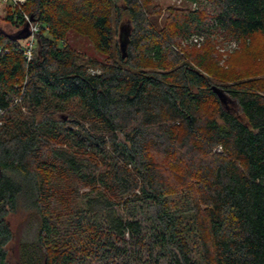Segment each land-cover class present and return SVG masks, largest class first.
I'll list each match as a JSON object with an SVG mask.
<instances>
[{
  "label": "trees",
  "instance_id": "trees-1",
  "mask_svg": "<svg viewBox=\"0 0 264 264\" xmlns=\"http://www.w3.org/2000/svg\"><path fill=\"white\" fill-rule=\"evenodd\" d=\"M189 1L200 7L163 24L143 0H26L8 13L39 29L31 59L24 37L0 30V264H12L19 208L15 264H123L119 242L147 248L150 264H264V75L229 78L210 51L178 47L264 37V0H206L209 14ZM122 11L125 58L111 17ZM71 31L105 59L72 47ZM233 99L239 112L224 107Z\"/></svg>",
  "mask_w": 264,
  "mask_h": 264
},
{
  "label": "rangeland",
  "instance_id": "rangeland-1",
  "mask_svg": "<svg viewBox=\"0 0 264 264\" xmlns=\"http://www.w3.org/2000/svg\"><path fill=\"white\" fill-rule=\"evenodd\" d=\"M149 11L158 19L161 24L165 21L170 20L171 15L174 12H181L187 10H195L200 7L198 4H194L189 0H143ZM15 5L10 0H0V28L11 35H17L21 32V29L15 27L7 20V15L12 11ZM201 8L204 13L209 14L212 12V7H210L209 2L202 0ZM112 27L115 31V40L117 41L118 48L120 49V33L121 26H129L130 19L127 12L122 11L119 17H116L115 12H112ZM32 20V19H31ZM33 23L36 21L32 20ZM31 23V21H30ZM28 22V30L31 31V25ZM25 25V27L27 26ZM24 27V28H25ZM23 28V29H24ZM0 29V30H1ZM31 36V32L27 39ZM203 36L200 43H195L189 40H181L179 50L183 54L193 55L196 53H209L212 57V62L216 68L217 73L220 75L226 74L227 77H238L242 76H252L260 78L264 75V37L254 36L247 42H239L232 39H228L219 34L211 35V37ZM26 38L24 43H27ZM69 43L77 51L83 55L93 56L98 59H105V55L99 52L93 43V41L83 34L77 31H71L68 37ZM128 50V49H127ZM230 97V96H229ZM226 109L239 112L240 108L234 99L228 101L224 106ZM149 213L139 214L137 218L143 221V223H148ZM11 227L14 231V239L8 245L9 257L12 264L16 262L15 248L16 243L19 238L24 233L25 228L28 224L27 211L23 208H19L17 213L12 214L9 217ZM126 242H128L129 234L126 233ZM126 243L119 242L117 245L119 250H117V255L120 257L122 263L127 264H150L151 256L148 253V249L145 247L137 248L133 244L127 243L126 249L123 250V245ZM159 249L154 250V254L158 255ZM92 264H105L103 261H94ZM156 264H167L164 257L159 256Z\"/></svg>",
  "mask_w": 264,
  "mask_h": 264
},
{
  "label": "built area",
  "instance_id": "built-area-1",
  "mask_svg": "<svg viewBox=\"0 0 264 264\" xmlns=\"http://www.w3.org/2000/svg\"><path fill=\"white\" fill-rule=\"evenodd\" d=\"M8 1V0H6ZM11 2H13V5L15 6H21L25 3L26 0H10ZM27 18V21L30 23L31 25V36L28 38V41H27V48H26V51H25V54H26V57L28 59H31L32 58V55H33V47H34V44H35V40H36V32L38 31L39 29V25L37 24V22L33 23L32 20L26 16ZM27 22V23H28ZM203 39V36H200V35H197V34H194L191 36V41L195 42V43H200ZM3 49L2 47H0V54L2 53Z\"/></svg>",
  "mask_w": 264,
  "mask_h": 264
},
{
  "label": "water",
  "instance_id": "water-1",
  "mask_svg": "<svg viewBox=\"0 0 264 264\" xmlns=\"http://www.w3.org/2000/svg\"><path fill=\"white\" fill-rule=\"evenodd\" d=\"M1 29V28H0ZM2 30V29H1ZM3 31V30H2ZM31 31L28 30V24L27 26L21 30V32L17 35H9V36H15V37H24V38H27L29 36ZM129 35H130V25L128 26H125V25H122L121 26V33H120V51L122 53V57H127L128 55V45H129V41H130V38H129ZM214 91L219 95L220 99L221 100H225L224 96L221 94V92L217 89V88H214Z\"/></svg>",
  "mask_w": 264,
  "mask_h": 264
}]
</instances>
